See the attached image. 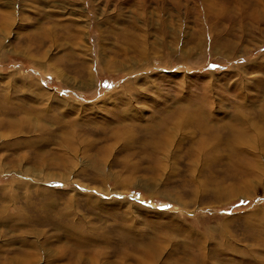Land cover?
<instances>
[{"label":"rangeland","instance_id":"1","mask_svg":"<svg viewBox=\"0 0 264 264\" xmlns=\"http://www.w3.org/2000/svg\"><path fill=\"white\" fill-rule=\"evenodd\" d=\"M0 264H264V0H0Z\"/></svg>","mask_w":264,"mask_h":264},{"label":"bare ground","instance_id":"2","mask_svg":"<svg viewBox=\"0 0 264 264\" xmlns=\"http://www.w3.org/2000/svg\"><path fill=\"white\" fill-rule=\"evenodd\" d=\"M211 6V5H210ZM230 13V12H229ZM228 14V13H227ZM258 16H256V18H257ZM253 20V19H252ZM239 21V20H238ZM255 21H259L258 19H256Z\"/></svg>","mask_w":264,"mask_h":264}]
</instances>
